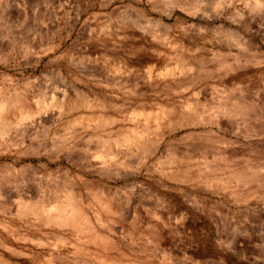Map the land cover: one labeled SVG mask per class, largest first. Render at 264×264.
Masks as SVG:
<instances>
[{"label": "rangeland", "instance_id": "rangeland-1", "mask_svg": "<svg viewBox=\"0 0 264 264\" xmlns=\"http://www.w3.org/2000/svg\"><path fill=\"white\" fill-rule=\"evenodd\" d=\"M7 100L0 264H264V0H0Z\"/></svg>", "mask_w": 264, "mask_h": 264}, {"label": "bare ground", "instance_id": "bare-ground-1", "mask_svg": "<svg viewBox=\"0 0 264 264\" xmlns=\"http://www.w3.org/2000/svg\"><path fill=\"white\" fill-rule=\"evenodd\" d=\"M152 71V70H151ZM243 107V106H242ZM240 107V108H242ZM12 108H15V104L11 103L10 100H7V101H0V122L2 123H6L7 121V118H8V115L9 113L11 112ZM29 113V112H27ZM22 116L23 117H26L28 115H26L25 113H22ZM8 123V122H7ZM142 141V140H141ZM140 145V144H139ZM137 145V146H139ZM243 179V178H242Z\"/></svg>", "mask_w": 264, "mask_h": 264}]
</instances>
